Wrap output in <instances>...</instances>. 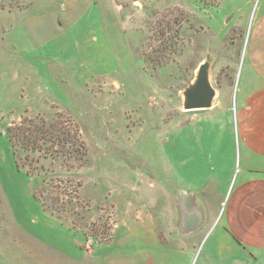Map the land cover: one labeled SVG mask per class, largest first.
Here are the masks:
<instances>
[{"label": "rangeland", "instance_id": "374dc122", "mask_svg": "<svg viewBox=\"0 0 264 264\" xmlns=\"http://www.w3.org/2000/svg\"><path fill=\"white\" fill-rule=\"evenodd\" d=\"M252 1L0 0V264H246L219 253L224 207L199 242L168 195L179 131L206 110H185L182 90L211 52L212 107L228 108ZM194 124L185 144L212 142ZM25 126L43 147H22Z\"/></svg>", "mask_w": 264, "mask_h": 264}, {"label": "crops", "instance_id": "0c3cea01", "mask_svg": "<svg viewBox=\"0 0 264 264\" xmlns=\"http://www.w3.org/2000/svg\"><path fill=\"white\" fill-rule=\"evenodd\" d=\"M255 1L251 6H255ZM249 3L250 0L244 7L249 8ZM252 13L254 9L249 24L241 27L245 30L244 36L239 35L242 38L236 45L234 64L237 70L233 69L228 108H208L200 114L204 119L199 117L193 121L203 126L201 130L205 135L213 136L212 142L208 141L204 147L185 144L188 131L192 134L196 129L191 125L193 122L182 125L177 152L181 179L176 181L168 196L176 211L174 225L180 237L201 231V242L206 236L204 230L208 224L215 223L224 207L222 218L226 234L218 242L220 255L227 253L235 257L236 252L246 264H254V260L264 264V5L258 14ZM236 49L233 48L235 52ZM241 64L236 105L233 106L235 76ZM215 110H223V117H216L214 113L210 119L206 115ZM211 121L213 126H210ZM227 138L231 143H226ZM213 201L218 206L215 215L209 208ZM255 249H263V253H254Z\"/></svg>", "mask_w": 264, "mask_h": 264}, {"label": "water", "instance_id": "95a60500", "mask_svg": "<svg viewBox=\"0 0 264 264\" xmlns=\"http://www.w3.org/2000/svg\"><path fill=\"white\" fill-rule=\"evenodd\" d=\"M209 54L212 55L211 52ZM202 62L192 82L182 90V101L185 110L207 109L214 106L218 90L211 77L212 56Z\"/></svg>", "mask_w": 264, "mask_h": 264}, {"label": "trees", "instance_id": "16d2710c", "mask_svg": "<svg viewBox=\"0 0 264 264\" xmlns=\"http://www.w3.org/2000/svg\"><path fill=\"white\" fill-rule=\"evenodd\" d=\"M23 125V122L21 123ZM36 127V126H35ZM35 127H27L25 126L24 128L22 127L21 129V133L19 134V139H21V142L23 143L22 144V147L25 148V149H28V150H36L37 148L39 147H43V145H38L39 143V140L41 137L38 136V139H36V137H31L30 136V133H32L34 135V129ZM9 134H10V141H11V147L12 149H14V152H15V155H16V159L18 161V153H17V148H16V145H15V142H14V135H12V127H9ZM56 134V138H57V142H58V148L55 149V153H58V155H62L63 157L64 156H67V157H72L74 160H78V156L77 154L78 153H81V152H78L80 149L78 148H75L73 147L72 149H69L67 146H66V142L65 140L67 138H63L61 135H57V132H55L53 135ZM42 135V134H41ZM68 140V139H67ZM35 141V145H34V142ZM38 146V147H37ZM54 153V152H53ZM48 153H46V157L49 158L50 155L47 156ZM68 159V158H67ZM80 160H82V156L80 157ZM37 198H39L38 195H36Z\"/></svg>", "mask_w": 264, "mask_h": 264}]
</instances>
